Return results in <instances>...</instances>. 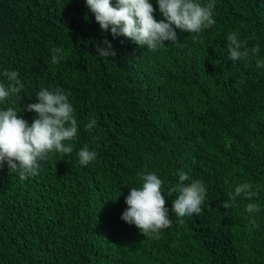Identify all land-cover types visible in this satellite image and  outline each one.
<instances>
[{"label": "trees", "instance_id": "16d2710c", "mask_svg": "<svg viewBox=\"0 0 264 264\" xmlns=\"http://www.w3.org/2000/svg\"><path fill=\"white\" fill-rule=\"evenodd\" d=\"M214 12L211 28L177 29L176 44L149 51L103 32L86 0H0V83L16 70L24 84L0 109L31 124L27 105L58 87L78 121L73 152L50 154L38 175L21 180L0 167V264H264V68L231 61L227 46L236 32L264 59V0H215ZM104 38L115 58L97 54ZM57 47L66 58L52 64ZM85 145L98 154L87 166L77 155ZM180 171L186 184L203 181V214L181 223L170 212L159 238L121 219L131 187L142 185L138 173L163 181L171 209ZM242 183L257 196L223 208ZM248 203L260 211L249 214Z\"/></svg>", "mask_w": 264, "mask_h": 264}, {"label": "clouds", "instance_id": "9594fccd", "mask_svg": "<svg viewBox=\"0 0 264 264\" xmlns=\"http://www.w3.org/2000/svg\"><path fill=\"white\" fill-rule=\"evenodd\" d=\"M157 3L163 17L159 21L154 18L156 9L150 0H115V3L113 0H86L103 32L110 29L114 37L124 36L141 47L146 45L149 51L166 46L165 41L176 44L179 41L177 29L199 35L216 23L215 0H157ZM227 41L231 61L255 59L257 69L264 68V59L257 58L258 45L249 50L236 32L229 33ZM96 50L103 58H115L117 55L107 38L97 43ZM51 53L52 64H59L66 58L62 47L51 49ZM2 75L7 84L0 83V102H6L10 97L19 96L24 84L16 70H4ZM35 99L37 102L27 105V111L37 116L31 124L13 107L0 109V167L6 162L10 172L16 173L21 180L38 175L41 162L46 161L50 154H71L73 146L70 142L78 136L75 109L63 89L41 88ZM96 123L95 119H90L85 127L91 130ZM77 155L79 163L87 166L96 160L98 154L85 145ZM138 176L142 185L131 187L121 219L135 225L142 235L159 238L161 230L172 224L170 212L181 223L185 217L203 214L207 196L203 181L192 180L186 184L189 179L187 173L178 172L179 183L168 192L169 197L176 193L169 209L162 194L163 181L150 172H141ZM256 196L251 184L242 183L235 186L234 192L228 193V200L221 206L228 209L238 197L252 200ZM246 211L257 213L260 208L256 203H248ZM249 223L255 224V218H251Z\"/></svg>", "mask_w": 264, "mask_h": 264}]
</instances>
